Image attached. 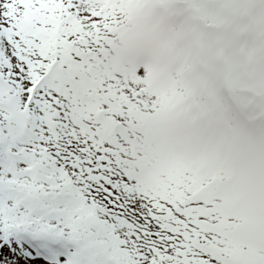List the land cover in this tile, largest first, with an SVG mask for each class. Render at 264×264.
Instances as JSON below:
<instances>
[{"label":"snow or ice","instance_id":"6c2138e0","mask_svg":"<svg viewBox=\"0 0 264 264\" xmlns=\"http://www.w3.org/2000/svg\"><path fill=\"white\" fill-rule=\"evenodd\" d=\"M0 264H264V0H0Z\"/></svg>","mask_w":264,"mask_h":264}]
</instances>
